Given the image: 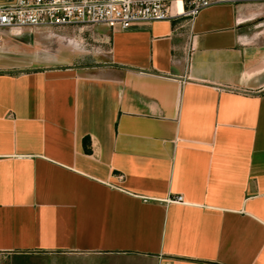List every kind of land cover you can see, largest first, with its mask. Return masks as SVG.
Returning <instances> with one entry per match:
<instances>
[{
  "label": "crops",
  "instance_id": "0c3cea01",
  "mask_svg": "<svg viewBox=\"0 0 264 264\" xmlns=\"http://www.w3.org/2000/svg\"><path fill=\"white\" fill-rule=\"evenodd\" d=\"M0 264H264V0L7 32Z\"/></svg>",
  "mask_w": 264,
  "mask_h": 264
},
{
  "label": "built area",
  "instance_id": "2783aa9c",
  "mask_svg": "<svg viewBox=\"0 0 264 264\" xmlns=\"http://www.w3.org/2000/svg\"><path fill=\"white\" fill-rule=\"evenodd\" d=\"M181 1L182 9L177 3ZM241 0H6L0 3V43L25 29L53 32L66 27L129 29L138 22L191 21L201 11ZM182 202L183 197L174 199Z\"/></svg>",
  "mask_w": 264,
  "mask_h": 264
},
{
  "label": "bare ground",
  "instance_id": "6f19581e",
  "mask_svg": "<svg viewBox=\"0 0 264 264\" xmlns=\"http://www.w3.org/2000/svg\"><path fill=\"white\" fill-rule=\"evenodd\" d=\"M177 6L179 7V9H182V3H181V1H179V2L177 3Z\"/></svg>",
  "mask_w": 264,
  "mask_h": 264
},
{
  "label": "trees",
  "instance_id": "16d2710c",
  "mask_svg": "<svg viewBox=\"0 0 264 264\" xmlns=\"http://www.w3.org/2000/svg\"><path fill=\"white\" fill-rule=\"evenodd\" d=\"M87 143V141L85 140V144Z\"/></svg>",
  "mask_w": 264,
  "mask_h": 264
}]
</instances>
